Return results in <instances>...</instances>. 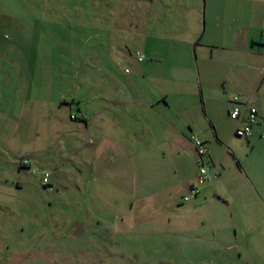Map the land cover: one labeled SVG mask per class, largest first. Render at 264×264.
Segmentation results:
<instances>
[{
	"label": "rangeland",
	"instance_id": "1",
	"mask_svg": "<svg viewBox=\"0 0 264 264\" xmlns=\"http://www.w3.org/2000/svg\"><path fill=\"white\" fill-rule=\"evenodd\" d=\"M108 1V6L107 3L105 6L95 4L93 8L90 0H0V161L2 159L4 161V163L0 162V168L4 165L0 169V264H168L170 262L218 264V252L213 251L215 250L213 246H206L190 239L198 233L196 227L203 235L206 233L200 223L195 222L193 214H190L191 219L185 227L192 231L187 236L190 238L185 241L181 239L173 247L174 252L180 253L178 259H172L167 252L168 241L173 240L169 237L168 232L171 228L167 226L165 211L161 212L164 217L162 214L155 217L156 223L153 221L155 218L145 219L140 227L132 229L121 227L126 231L125 233L118 234L116 233L118 230L111 228L108 230L111 238L109 243L97 242V238H94V245L100 250L96 253L67 251V248L73 244L78 247L88 246L87 239L76 237L78 232L85 230L82 224L78 223L80 219L77 217H71L73 227L64 224L59 229L56 226L52 227L54 221L46 222L40 219V213L46 216L51 211L48 204V207H41L43 198L39 200V197L31 195V183L41 184L45 170L41 167L46 164V158L52 162L57 159L54 166L57 164L61 166L63 163L60 172L63 173L62 184L65 188L75 189L77 185L86 184L88 188H106L110 190L112 197H119V193H122V197L125 196L128 200L137 189V183L141 189L144 188L140 186L142 175L145 174L141 166L136 175L131 174L134 172H129L133 169L129 170V164L120 170V174L118 172V160L121 157L119 147L122 145V139L120 142L112 140L110 144L117 152L116 161L109 169L94 163L96 171L88 170L83 162L88 160V156L72 153V145L77 144L78 141H73V137L67 140L74 129L79 130L82 134L80 139L82 149L88 148L87 131L85 128L82 131L78 129V124L75 122L84 126L85 124L73 119L74 122L60 126L58 123L60 120L57 121L55 115L60 101L64 99L72 101V98L81 100L82 107H85L84 111L87 112V100L91 96L90 84H92L88 80H95V89L100 90L103 86L100 77L113 70V63L116 64L118 61H121L118 69L123 73L128 69L129 74L126 75H132L140 66L141 72L142 69H148L152 75L161 76L165 75L169 63L174 60H185L186 53L182 55L180 50L175 51L172 46L173 39L182 40L179 38L182 35H174V38L164 34L148 35V37L145 34L139 35L135 32V17H127L121 21L119 17L122 11L119 0ZM207 1V12L202 11L200 14L204 35L199 39L201 41L198 46L199 63H197L198 66L200 64L201 76H203L204 92L203 97L199 92L192 98L190 118L195 122L193 125L201 129L211 130L210 120L214 121L216 124L214 127L221 130L225 143L231 149H235L237 154H241L240 157L245 163L263 162L264 143L261 142L251 150L246 138L234 136L236 124L228 117V110L222 106L223 102L218 99V93L221 91L224 93L227 88L226 95L234 96L237 91L231 86V79L253 78V88L250 89L252 94L248 96V99H251L257 93L264 75V72L258 70L260 60L264 65V55L254 56L253 54L258 53V49L251 45L246 50L236 48L229 34L218 36V8L222 11L229 0ZM238 1V3L234 2V5L239 9L243 4L241 0ZM92 12H95L97 17L93 18ZM116 21L121 22L118 27L114 24ZM122 23L126 24V28ZM154 42L161 44L165 50L153 49ZM174 43L173 45L177 44ZM170 46L173 49L170 50ZM137 53L146 56L143 63L137 61ZM261 53L264 54V50ZM161 57L165 59L163 64L150 63ZM192 57L197 58L196 52H192ZM250 58H254V69L247 67L251 63ZM181 64L186 63L181 62ZM200 82L201 80L195 86L197 91L198 87L200 90ZM153 83L155 87L158 86L156 80ZM111 85L114 86L113 83ZM189 88L191 89L192 86ZM223 95L225 93L220 94L219 97L222 98ZM43 98L47 102V111L39 114L36 106ZM61 110L69 119L71 114H78L76 103L65 104ZM89 119L97 120L101 117L91 114ZM92 129L94 134L101 133L97 126ZM187 131H190L188 127ZM32 153L43 160L39 165L41 171L37 174H32L27 169L18 171L14 162ZM88 162L94 161L88 160ZM223 163L228 164L229 167L231 164L237 166L232 155L225 157ZM132 165L135 166L134 162ZM220 168L222 169V166ZM81 169L85 171L83 176H79L78 173ZM92 173L93 176L95 175L94 185H92L94 181ZM4 180L9 183L3 185L6 184ZM18 183L21 185L18 186ZM40 187L46 199L54 202L53 193L47 192L42 184ZM69 196L72 197L71 194H64L61 200ZM83 198L80 203L86 208L88 202L85 197ZM28 202H33L36 208L34 209ZM64 215L65 210L62 216ZM68 229L70 231L67 232ZM101 229L94 230L91 227L88 232L93 236L94 231L103 232ZM60 234L65 236V240L57 243L56 246L60 248L62 245V250L53 248L54 243H50L54 236ZM47 240L49 243H46ZM104 247L109 249L110 256L104 253Z\"/></svg>",
	"mask_w": 264,
	"mask_h": 264
},
{
	"label": "crops",
	"instance_id": "2",
	"mask_svg": "<svg viewBox=\"0 0 264 264\" xmlns=\"http://www.w3.org/2000/svg\"><path fill=\"white\" fill-rule=\"evenodd\" d=\"M90 2L93 8H95V4H104L105 6L107 3L108 6L109 3L108 0H90ZM119 2L121 4L120 11H122L119 18L122 21L127 17L134 16L135 32L139 35L145 34L147 37L154 34L171 35V37L182 35L179 37L182 40L175 41V36L173 37L172 42L177 44L173 45L172 43V46L175 51L180 50L182 55L186 53L185 60H174L169 63L165 75L161 76L152 75L148 69H142L141 72L140 66L132 75H126L129 74L127 73L128 69L124 73L118 69L121 61L113 63L114 69L99 79L103 82V86L98 87L100 90L96 91L95 80H88L92 84H90L91 96L87 100V112L84 111L85 107H82L81 100L72 98V101L67 99L60 101L55 115L57 116L56 120H60L58 122L60 126L67 122H74L73 119L85 124L84 126L75 122L81 131L86 129V137L89 139L88 148L82 149L80 143L82 134L79 130L74 129L73 133L67 131L72 133L69 134L67 140L73 137V141H78L77 144L72 145V153L80 154V156L87 155L89 161H94L90 163L88 160L83 161L90 172L96 171L94 163L98 166L102 165L104 169H109L111 164L115 163L117 150L110 144L112 140L120 142L122 139V145L119 147V156L121 157L118 160V172L120 174V170L129 164V170L133 168L129 172H134L131 174L136 175L141 166V170L145 174L142 175L140 186L144 188L141 189L137 183V189L133 194L135 197L132 195L130 201L127 197H122V193H119V197H112V193L106 188H88L86 184L77 185L75 189L65 188L62 184L63 173L60 172L63 163L61 166L60 164L54 166L57 159L52 162V160L44 158L46 164L41 168L49 170L53 190L42 186L47 192L53 193L55 201L46 199L40 187L42 180L38 185L31 183V195L39 197V200L43 198L41 207H48V204L49 211H51L46 216H42L40 213V219H44L46 222L54 221L52 227L56 226L59 229L64 224L73 227L71 217H77L80 219L78 223H81L85 230L83 229L82 233L78 232L76 237L87 239L88 246L78 247L73 244L67 248V251L96 253L100 250L94 245V238H97V242L109 243L111 238L108 230L111 228L118 230L116 232L118 234L125 233L126 231L121 227L131 229L140 227L143 220L154 219L165 211L167 212V226L171 228L168 232L170 233L169 237L173 240L168 241L167 252L172 259H178L180 253L174 252L173 247L181 239L185 241L190 238L187 236L192 231L185 227L191 219L190 214H193L195 222H199L203 227L202 230L206 233L203 235L196 227L195 230L198 233H195L190 239L206 246H213L215 248L213 251L218 252V264H264V161L245 163L240 157L241 154H237L235 149H231L225 143L221 130L214 127L216 125L214 121L210 120L211 130H209L201 129L199 126L195 127L193 125L195 122L190 118L193 107L192 98L199 92L201 95L204 92L203 76H201L200 64L198 66L197 63H199L198 46L201 41L199 39L204 35L200 14L202 11L207 12L208 1L119 0ZM234 2L238 3L239 1L232 0L231 2L229 0L222 11L218 8V36L231 35L232 44L243 50H246L250 45L253 48L257 47L258 53L253 55L263 57L264 54L261 51L264 50V0H241L243 5L239 9L236 8ZM94 13H91L93 18L97 17ZM114 24L118 27L121 22L116 21ZM122 26L126 28L125 23H122ZM207 28L208 26L206 32ZM173 48L170 46V50ZM153 49L165 50L161 44L156 42L153 43ZM192 52H196L197 58L192 57ZM253 59L250 58L251 63L247 65L249 69L255 68ZM145 60L146 56L143 61H139L137 58L139 63H143ZM164 62L165 59L161 57V59L153 60L150 63L161 65ZM181 62L186 64L182 65ZM258 66H260V68L258 67L259 72H264L261 60L258 62ZM218 71H220L219 68ZM154 80L158 84L157 87L153 85ZM200 80V90L197 86V91L195 86ZM230 82L237 91L234 96L238 95L241 101H252L258 108L259 123L254 127L252 136L246 138L249 148L254 150L261 142L264 143L262 134L264 132V75L257 93L251 99H248V96L252 94L250 89L253 88V78L241 77L238 80L231 79ZM112 83L114 86L111 85ZM190 86H192L191 89ZM227 91L225 88L223 100L219 96L224 93L219 92L218 99L223 102L222 106L228 110L229 117V109L232 107L234 96L226 95ZM72 103L77 104L78 114H71L69 119L61 109L63 105ZM36 108H38L39 114L47 111L45 98L40 100ZM91 114L100 116L101 119L90 120L89 115ZM94 126H97L101 133L94 134L92 129ZM235 128L236 125L234 136H236ZM212 130L213 132H211ZM74 136L76 137L74 138ZM195 136L203 139L209 147V152L204 158L209 170L212 171L216 165L222 166L219 175L202 184L198 183L200 164L193 144ZM34 153L23 158H29L34 165L39 167L43 160L39 159L36 154L33 155ZM230 155L236 161V167L232 164L229 167L228 164L223 163L225 157ZM23 158L20 157L14 162L20 172L26 169L20 165ZM258 159L260 160V158ZM5 162L7 163V161ZM132 162L136 167L132 165ZM84 172V169L78 171L79 176H83ZM92 178L94 180L92 185H94L96 181L93 173ZM4 181L6 184L3 185L9 183L7 180ZM20 185L18 183V186ZM27 185L30 186V184ZM194 185L199 187L200 192L197 196L191 197L189 201H185L184 197L190 193V189ZM19 188L25 189V187ZM64 194H71L72 197H65L61 200ZM82 196L88 202L86 208L80 203V200H84ZM28 203L34 204L33 202ZM33 208L36 207L33 205ZM63 210H65L64 216H62ZM149 213H151L150 216H148ZM164 216L162 214V217ZM153 221L156 223L157 218ZM91 227L94 230L102 228L103 232L95 233L94 231V235L91 236V233L88 232ZM64 240L65 236L60 234L54 236L50 243H54L53 248L58 249L57 243H62ZM74 241L77 244L76 240ZM47 242L49 243L48 240ZM46 248L52 250L48 246ZM59 249L62 250V245ZM103 249L105 254L111 255L108 248L104 247Z\"/></svg>",
	"mask_w": 264,
	"mask_h": 264
},
{
	"label": "built area",
	"instance_id": "3",
	"mask_svg": "<svg viewBox=\"0 0 264 264\" xmlns=\"http://www.w3.org/2000/svg\"><path fill=\"white\" fill-rule=\"evenodd\" d=\"M137 58L139 61H143L145 55L138 53ZM229 117L236 122L235 135L238 137L250 138L253 134L254 127L259 123L258 108L252 101H241L238 95L234 96L232 99V107L229 109ZM262 134L264 135V132ZM193 144L200 164L198 183L202 184L206 181H211L219 175L220 166L216 165L213 170L210 171L204 160L209 152L207 143L200 137L195 136L193 138ZM20 165L23 168L28 169L32 174H37L41 171V169L34 165L29 158H23ZM42 185L49 190H53L50 181V173L47 170H43ZM199 192L200 189L197 185L192 186L190 193L184 197V200L189 201L191 197L197 196Z\"/></svg>",
	"mask_w": 264,
	"mask_h": 264
}]
</instances>
